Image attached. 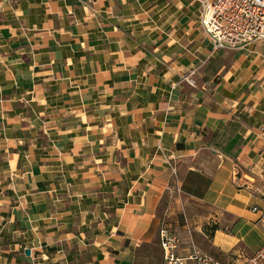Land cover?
Instances as JSON below:
<instances>
[{"label":"crops","instance_id":"crops-1","mask_svg":"<svg viewBox=\"0 0 264 264\" xmlns=\"http://www.w3.org/2000/svg\"><path fill=\"white\" fill-rule=\"evenodd\" d=\"M199 11L4 1L0 264H145L140 247L177 233L190 206L229 230L211 253L235 255L255 232L264 243L250 211L264 199V43L212 54Z\"/></svg>","mask_w":264,"mask_h":264},{"label":"built area","instance_id":"built-area-1","mask_svg":"<svg viewBox=\"0 0 264 264\" xmlns=\"http://www.w3.org/2000/svg\"><path fill=\"white\" fill-rule=\"evenodd\" d=\"M5 0H0V8ZM200 3L198 22L206 37L210 52L241 51L254 44L264 43V0H197ZM196 68L181 76V81L195 86ZM250 211L258 216L264 227V199ZM187 253L180 256L181 237L168 228L158 231L161 264H222L206 251L199 249L193 240L192 225L185 218ZM241 264H264V243Z\"/></svg>","mask_w":264,"mask_h":264},{"label":"rangeland","instance_id":"rangeland-1","mask_svg":"<svg viewBox=\"0 0 264 264\" xmlns=\"http://www.w3.org/2000/svg\"><path fill=\"white\" fill-rule=\"evenodd\" d=\"M263 59V58H261ZM205 210H201L199 208H195L194 206L187 207L184 212L180 213L176 217V223H172V229L177 232V234L181 237L184 236V231L182 229L184 225L185 218L191 223L192 225V236L195 245L203 250L206 251L208 254H210L212 257H214L216 260H218L222 264H241L246 257L250 255L251 252L258 249V247L261 245V241L263 238V235L259 232H255L248 237H246V240L242 243V246L239 247L238 252L234 254H227L220 256L218 254L211 253L209 246H210V239L213 231L215 229L222 230L224 233L228 234L229 230L220 226L219 224L215 225L213 223H209V225H204V223L199 224V222H205L200 221L199 215H204ZM208 213V212H207ZM174 220V221H175ZM200 227V232H198V228ZM228 231V232H227ZM203 234V235H202ZM186 235V234H185ZM140 253L144 257L148 258V261H144L145 264H155L158 261V255H159V245L158 242H154L152 245L148 246H142L140 247Z\"/></svg>","mask_w":264,"mask_h":264},{"label":"water","instance_id":"water-1","mask_svg":"<svg viewBox=\"0 0 264 264\" xmlns=\"http://www.w3.org/2000/svg\"><path fill=\"white\" fill-rule=\"evenodd\" d=\"M25 254H26V255H29V251H26Z\"/></svg>","mask_w":264,"mask_h":264},{"label":"trees","instance_id":"trees-1","mask_svg":"<svg viewBox=\"0 0 264 264\" xmlns=\"http://www.w3.org/2000/svg\"><path fill=\"white\" fill-rule=\"evenodd\" d=\"M216 230V229H215Z\"/></svg>","mask_w":264,"mask_h":264}]
</instances>
